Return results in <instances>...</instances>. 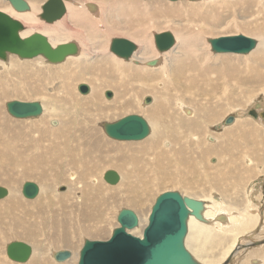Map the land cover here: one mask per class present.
I'll return each instance as SVG.
<instances>
[{"label":"rangeland","instance_id":"obj_1","mask_svg":"<svg viewBox=\"0 0 264 264\" xmlns=\"http://www.w3.org/2000/svg\"><path fill=\"white\" fill-rule=\"evenodd\" d=\"M26 1L32 2L37 7L41 8L40 6H42L46 0ZM69 1L77 4L81 9L88 1L98 4L100 11L95 14L92 13L94 16L96 15L97 23L94 25L95 27L90 23L84 24L79 20H71L69 17L70 13L67 11L61 19L52 23H46L40 19V24L38 23L37 25L31 26L33 30L30 28V34L33 32H41L42 26L48 25L51 29L48 35L56 37L58 39L57 43L66 42L68 38L71 39L70 41L76 43H80V40H82V45H87L84 47L85 50L90 52V55L87 56L89 58L84 57L82 52V59L74 57L69 60L66 59V62L64 61L59 64H50L44 61L45 59L42 56L33 59H22L17 55H9L8 60L0 59V154L3 153L0 155V187H6L10 193L7 197L0 199V264H36L38 260L39 264H45V262L46 264H78L80 250L84 245L83 241L86 239L107 240L110 238L112 231L119 225L117 216L120 210L131 209L135 211L139 217V225L136 228L140 227L141 224L144 229L148 224V217L156 198L162 192L175 190L184 195H189L193 198L196 197L198 200H206L207 206H212V210H215L213 206L214 199H218V201L220 200L224 203L223 207V204L219 201L222 209L218 212H227L226 208H230L231 212H227V216L229 217L236 215L239 217L240 211L244 207H246L249 212L251 211V213L258 211V224H256L255 228L247 232L244 231L238 233V235L236 232H224L222 230L221 232L216 226L210 229L212 235H216L217 233L222 236H228L222 244L210 250V256L215 260L216 264L258 263L252 261L257 258H263L261 256L263 254L260 253L261 250H259V252L257 251V249H262L259 248L262 246H256V248L251 249L249 245H247V249L236 252L233 257L228 258V255L227 260L223 258V255L226 250L228 251L232 247L235 248L241 245V243L244 244L253 241L257 242V245L264 244V118L258 117L256 114L257 112H264L262 111L264 110V57L261 58L260 55L259 58L257 55H254V53H262L259 52V48L257 47L248 54L216 53L212 50L209 39L244 34L257 39L258 44L259 41H264V0ZM188 3H199L202 4L203 7L200 9L189 8L184 5ZM10 7L12 6L9 1L0 0V10L4 11V9H6L4 11L6 12L9 11ZM102 7L104 12H101ZM155 12L160 13H157L155 16ZM162 12H165L167 15L162 16ZM129 13L133 14V16H128ZM38 15H40L39 12ZM133 17L137 20L133 19ZM130 18H132V21ZM115 22L118 24L116 25ZM127 22L134 23L136 26L138 25L139 28L130 29ZM214 22H217L219 25L216 29L212 28ZM246 23L250 24L248 27L252 28V31H243L244 28H247V26H245ZM240 26L241 29H239ZM197 28L211 29L209 35H204L205 44L210 48L206 47L205 50H208L206 52L210 54L209 59L216 63L218 71H215L213 74L210 73L209 75H207V72L201 73L198 79L199 81L196 80V82L191 85L186 81H181L180 83V81H175V79L173 83V81H170V74L162 75L160 73V76L156 74L159 71L154 72L156 70H153L154 75L160 79L159 83L156 82L155 84L156 88L150 91V93H145L147 95L142 93L137 94L141 97H134V99L136 98L135 100L138 101L139 98L138 102L142 106L145 97L150 95V102H148V104L153 107V112H162L155 113V115L159 121L164 124L163 127L164 129L166 128L165 130L167 131L165 136L167 137L162 136L160 145L157 144L158 146H150L149 149L146 148L141 150L133 159V151L129 146L135 147L132 143L137 144L144 142L152 132L142 140H117L108 136L105 132L104 124L115 122L130 114L141 115L148 121L150 126L152 121L151 117L148 115L149 110L144 107L140 108L139 106L134 109L122 107L123 103L121 102H123V100L127 101V96L125 97L126 99H122L126 87L129 86L131 91V87L137 85L138 82H135L131 76H127L126 72L131 75L130 71H123L122 67L119 64H115L111 59V55L119 57L110 50L111 40L113 38H127L134 43L136 42L135 44H137L138 48L134 53H138L143 49L146 43H148L150 47V43L152 42L153 48L150 47L151 51L148 55L151 58L157 56L162 58L161 62L156 63V65L149 64V67L153 69L163 66L162 62L164 60L162 55H157L159 52L155 45V33L169 30L176 35L177 42L175 46L169 50L175 49L172 51L177 54L179 51L182 53V43L180 42L184 36L192 34L191 37H193ZM144 31L146 36H139V33ZM69 33H72V35ZM77 33H79L81 39L78 38ZM81 34H83V38ZM59 35L61 36L59 37ZM196 35L197 34H195V36ZM86 36L88 40H86ZM95 36H97L98 40ZM145 38L146 40L142 41ZM105 40H107V43ZM96 43L102 44L103 47L107 45V47L106 49L103 47L94 48ZM169 53L167 54L168 59L170 58L169 56H172ZM188 55L192 56L189 50ZM192 57H190V59L196 65L194 69L199 70L202 62H198ZM121 59L126 61L124 58ZM134 60L139 59L134 58ZM67 63H72L69 69L73 68L75 71L83 69L86 74L85 80L75 84V82L69 79L64 85V82H62L61 78L58 76H64L66 73L65 70L67 71V69L64 70L63 68ZM58 69H60L59 75L55 73V70ZM122 74H124V76ZM166 75H169V77H166ZM109 80L115 84L117 83V89L120 92L119 99L115 97V88L103 87V84ZM82 83L90 86L91 90L89 93L82 94L80 92L79 85ZM123 83L126 87H124ZM96 84L100 85L99 89H97ZM108 91L113 93L112 98L106 97ZM161 92L163 93V100L156 101V96L161 95ZM14 100L23 102L38 101L42 103V107L43 105L46 106L47 111L57 112L58 117L54 119L53 115L42 113L37 117L16 118L7 111L6 107L8 102ZM111 104H114V106ZM157 104L161 105L160 108L154 109ZM259 104L263 106L261 105V107H259ZM105 105L113 109L105 110L106 108H104V110H98ZM78 112H82L81 115L78 114ZM85 112H89L87 117ZM94 112L107 113L105 116H99L97 114L95 115ZM209 115L212 116V118L209 117ZM230 117H233V120L231 123H227V119ZM53 120H57L58 122L54 121L53 123ZM3 124L8 127V132L6 131L3 133L5 129L2 128ZM71 125L74 128L71 129ZM58 128H60L61 132ZM47 132L48 136H42ZM95 133L100 136V143L97 141ZM3 134L6 135L4 136L9 141L7 139L4 141ZM9 134H12V136L10 137ZM13 135L15 137H13ZM23 136L25 138H23L20 143L19 141L13 142V139H21ZM63 136H65V138H63ZM180 136L182 138L178 139ZM43 139L46 140L44 141ZM27 140L30 141L33 146L25 155L26 158H24L22 154L23 151L21 152V150H23L21 144ZM47 140H49V142L46 144ZM82 140L83 142H81ZM57 142L59 144H57ZM114 143L121 144L122 148H115V151L109 150V147H112L111 145ZM55 144H57L58 147ZM79 144L80 146H78ZM64 146L66 148H63ZM43 147H47V149ZM69 147H71L72 150ZM56 148H58L59 151ZM81 149H83V151ZM224 149L227 151L226 153H223ZM49 151L51 152L49 153ZM55 151H57V154ZM75 151L81 152L76 153ZM86 151L88 152L86 153ZM63 152L65 154H63ZM68 152L69 155H67ZM46 153L48 156H46ZM93 153L96 155L95 157ZM41 154L46 157L44 161L33 163L32 160H29L30 162H28L27 159L29 156L38 158ZM81 154L82 159L79 157ZM122 155H126L133 161H129L126 164L120 163V157ZM89 158H94V162L89 161L92 160ZM98 158L102 159L100 160ZM62 159L66 162L64 161L63 163ZM78 160H82V162ZM55 161L57 162L55 163ZM24 162H26V164L23 165L22 163ZM58 164L62 165L60 166ZM91 165H94V167ZM89 168L91 170H89ZM40 169L45 172L43 173V178L38 176L33 177V175L28 177L24 174L25 171H32L34 173L37 171L36 173H39ZM107 170H115L118 172L121 176V182L119 181L114 185L106 182L104 173ZM142 170H146L145 172L147 173H144ZM89 171L90 173H88ZM78 176L79 180L77 178ZM122 179L125 180L123 181ZM30 181L37 183L40 189L42 186L44 187L42 191L40 190V194L36 197L37 199H28L22 193L23 185ZM90 182L94 185L93 188ZM122 182L127 185L131 183L129 185L130 189L128 186L122 184ZM46 184L50 187L45 186ZM72 184L75 185V188L77 184L79 185L78 188L73 191L74 195L72 192L74 186H71ZM83 185L88 186V188ZM90 186L91 188H89ZM82 190L85 191V196L82 194ZM97 190L100 192L98 191V193ZM144 191L145 196L141 198L139 203L132 204L127 202L129 196L130 198L135 196L138 197V194H142ZM94 192L99 195V201H96L97 198H90L93 196L91 193ZM133 194L134 196H132ZM86 195L89 197L88 199H94L92 202L93 204L100 203V211L89 213L90 210H86L89 212H84L85 209L83 208L90 202ZM210 196L213 197L210 199ZM83 199L85 203L82 202ZM255 200L258 204L254 202ZM76 201H78L77 205L73 204L76 203ZM103 203L105 205H103ZM82 204L86 205L83 207ZM80 210L83 211V214L80 213ZM236 212L238 214H236ZM86 213L92 214L91 216L93 218L91 217L90 219ZM20 218H25V220L21 225L19 223L21 226L19 228L17 223ZM41 218H43V221H41ZM85 218L90 220L87 221ZM70 222L71 224H69ZM211 223L213 224L214 222ZM65 225L70 234V240L68 241L70 244L63 240L65 234L64 229H66ZM234 225V220L226 222L227 227L231 228ZM87 227H91L90 229L92 230L86 231L85 229H87ZM136 228L131 230V232L134 231L132 233L135 235H142L143 230L141 228L135 230ZM21 229L31 231L34 233L35 237L18 235L22 231ZM54 236L57 239H53ZM13 241H24L32 246L34 254L32 263V256L30 257L31 259L24 263L13 261L8 257L7 246ZM188 242L191 248L187 243L186 245L190 248V251L191 249L193 251V240ZM66 244H68L69 247H67ZM61 250H69L73 256L68 260L57 261L55 259V253ZM248 259L251 261H248ZM260 263L263 264L262 261H260Z\"/></svg>","mask_w":264,"mask_h":264},{"label":"water","instance_id":"obj_2","mask_svg":"<svg viewBox=\"0 0 264 264\" xmlns=\"http://www.w3.org/2000/svg\"><path fill=\"white\" fill-rule=\"evenodd\" d=\"M16 11L30 10L26 0H7ZM178 1V0H170ZM194 1V0H191ZM67 12L65 0H46L41 6L40 19L52 23L61 19ZM24 24L0 10V59L8 60L9 55H17L22 59L44 57L50 64H59L68 57L76 55L79 48L76 42L68 41L54 45L41 32H33L22 36ZM158 51L164 52L175 46L176 40L169 30L154 34ZM212 50L216 53L248 54L257 47L255 38L244 34L210 38ZM137 45L127 38H113L110 50L117 56L130 59L137 50ZM82 94L90 92L86 84L79 85ZM113 93L108 91L107 98ZM7 111L16 118L37 117L43 113L42 104L38 101L8 102ZM233 117L227 119L231 123ZM105 132L117 140H142L151 130L148 121L139 114H130L112 123L104 124ZM120 174L115 170H107L104 179L109 184H117ZM62 190V189H61ZM40 188L34 182H26L22 193L32 199L39 195ZM9 190L0 187V199L7 196ZM204 204L200 200L184 195L178 191L162 192L152 206L148 224L142 235L131 232L139 225L138 215L131 209L119 211L117 226L107 240L86 239L80 250L78 264H200L186 247L188 222L191 215L199 220L203 216ZM33 248L23 241H13L7 246V255L16 262H27ZM72 253L61 250L55 254L57 261L69 259Z\"/></svg>","mask_w":264,"mask_h":264},{"label":"bare ground","instance_id":"obj_3","mask_svg":"<svg viewBox=\"0 0 264 264\" xmlns=\"http://www.w3.org/2000/svg\"><path fill=\"white\" fill-rule=\"evenodd\" d=\"M98 1H101V2H104L105 0H98ZM251 1V0H250ZM122 2V1H121ZM28 4H29V6H30V10H27V11H23V12H19V11H16L15 9H13V7H10L9 8V11H6V13L7 14H9L10 16H12L13 18H15V19H18V20H20L22 23H24V26H25V30L22 32V36H27V35H29L30 34V32H31V29H32V25H37L38 23L40 24L41 23V21H40V17H39V15H38V12L39 13H41V8H39V7H37L35 4H33L32 2H29L28 1ZM65 4H66V7H67V11L70 13V15H69V17H70V19L71 20H74V21H77V20H79L81 23H84V24H91V25H96V23H97V20H96V15L94 16L93 14H95V13H98V11H100L99 10V7H98V4H95L94 2H87L85 5H84V7L81 9V8H79L78 7V5L77 4H75V3H71V1H69V0H65ZM77 5V6H76ZM184 5H186L187 7H189V8H193V9H200L201 7H203V5L202 4H199V3H196V4H194V3H188V4H184ZM41 7V6H40ZM88 8V9H87ZM93 9H95V10H93ZM6 9H4V11H5ZM101 12H104L103 11V7H102V10H101ZM93 13V14H92ZM157 13H160V12H157ZM157 13L155 12L154 13V15L156 16L157 15ZM101 14H103V13H101ZM162 14V16H164V15H167L165 12H162L161 13ZM152 15V14H151ZM98 16H100V15H98ZM128 16H133V14H128ZM138 16V15H137ZM136 17V16H135ZM133 17V19H136V18H138V17ZM140 17H143V16H140ZM144 18V17H143ZM237 18V17H236ZM114 19V18H113ZM207 19V18H206ZM206 19H204V20H206ZM130 20L132 21V18H130ZM137 20V19H136ZM142 21V20H141ZM136 22V21H135ZM224 22V21H223ZM234 22V21H233ZM43 23V22H42ZM73 23V22H72ZM128 24H129V28L130 29H136V28H139V26L137 27L134 23H130V22H127ZM137 23V22H136ZM140 23V22H139ZM256 23V22H255ZM115 24L117 25L118 23H116L115 22ZM224 24V23H223ZM221 25V24H220ZM244 25V24H243ZM248 25H250V24H245V26H247V28H244L243 29V31H248V30H250V31H252V28H249L248 27ZM50 26V25H49ZM219 25H218V23L217 22H214V24L212 25V28H217ZM226 26V25H225ZM235 26V25H234ZM242 26V25H241ZM241 26H240V28L239 29H241ZM43 28H42V31H41V33L42 34H44L45 36H47L48 38H49V40H50V42L52 43V44H54V45H57V44H59V43H57V38L56 37H54V36H49L48 35V33L51 31V29H50V27H48V25H43L42 26ZM95 27V26H94ZM141 27V26H140ZM257 27V26H256ZM31 28V29H30ZM33 30V29H32ZM146 31V30H145ZM145 31L144 32H141V33H139V36L140 35H142V36H146V33H145ZM254 32V31H253ZM82 33V32H81ZM99 33H101V32H99ZM211 33V29L210 28H197L196 29V32L194 33V35H193V37H191L192 36V34L191 35H185L184 36V38L182 39V41L180 42V43H182V45H181V47H182V53H181V51H179L177 54L176 53H174L173 51L175 50H169V51H164V52H160V51H158L159 53H157V55H162L163 57H164V60H163V62H162V65L163 66H160V67H156V68H150L149 66V64H153V65H156V63H158V62H161V59L162 58H159L158 56L157 57H153V58H151L148 54H149V52L151 51V49H150V47H152L153 48V46H152V42L150 43V47H149V45H148V43H146V45L145 46H143L144 48L143 49H141L138 53H134L133 55H132V57L130 58V59H127L126 61H124V60H122L121 58H119V57H115V56H113V55H111L112 57H111V59L114 61V63L115 64H119L121 67H122V70L123 71H125V70H128V71H130V73H131V75H129L126 71V74H127V76L128 77H130L131 76V78H133L134 80H135V82L137 81L138 82V84L137 85H132L133 87H131V91H130V88H129V86H125L124 85V83H123V85H124V87H126V89H125V91H124V95L122 96V99L123 98H125L126 96H127V101L126 100H123V102H121V103H123V105H122V107L123 108H126V109H134V108H138L139 106H140V108H146L147 110H149V112H148V115L151 117V126H150V130H151V128H152V130H151V135L144 141V142H141V143H137V144H134V143H132L135 147H131V146H129L130 147V149L133 151L132 152V156H133V159L136 157V155L141 151V150H143V149H146V148H148L149 149V147L150 146H155V145H157V144H159L160 145V143H161V141H160V139L162 138V136H164V137H167V136H165V134L167 133V131L164 129V127H163V125L164 124H162L160 121H159V119L156 117V115H155V113H162V112H153V107L151 106V105H149L148 104V102H150V95L149 96H147V97H145V100H144V103L142 104V106L140 105V103L138 102L139 101V98H138V101H136L135 99H134V97H141V96H138L137 94H145V93H150V91H152L153 89H155L156 88V82H158L159 83V81H160V79H158L155 75H154V73H153V70H156V71H154V72H157V71H159L158 73H156L157 75H160V73L162 74V75H164V74H170L171 75V77H169V75H166V77H169L170 78V81H173V83L175 82V81H180V83H181V81H186L187 83H189V84H194L195 82H196V80H198L199 79V76H200V74L201 73H203V72H207V75H209L210 73H215V71H218V69H217V66H216V63L215 62H212L209 58H210V54H209V52H206V51H208V50H205V48L207 47V48H209V46L208 45H206L205 44V37H204V35L205 34H210ZM70 35H72V33H69ZM78 34V38H80L79 37V33H77ZM76 34V35H77ZM89 34V33H88ZM102 34V33H101ZM195 34H197L196 36H195ZM63 35V34H62ZM82 35V38H83V34H81ZM86 35V34H85ZM174 35V34H173ZM61 35H59V37H60ZM92 36V35H91ZM99 36V35H98ZM96 38H97V36H95ZM174 37H175V40H176V42H177V36L176 35H174ZM100 38V37H99ZM81 39V38H80ZM89 39H90V37H89ZM149 39V38H148ZM63 40V39H62ZM71 39L70 38H68L67 39V41L66 42H68V41H70ZM86 40H88V38H87V36H86ZM97 40H98V38H97ZM146 40V38L144 39V40H142V41H145ZM257 40V39H256ZM77 41V40H76ZM81 42H83L82 40H80ZM96 41V40H95ZM106 41V43H107V40H105ZM258 41V40H257ZM77 43V45H78V48H79V52L74 56L73 55V57H68L67 58V60H69L70 58H74V57H76V58H81L82 59V57H81V53L83 52V54H84V57H87V56H89L90 54V52L89 51H86L85 50V46H87L86 44H84V45H82V43ZM97 42V41H96ZM98 43V42H97ZM95 44L94 45V48H99V47H103V45L102 44ZM102 43V42H101ZM105 43V42H104ZM136 43V42H135ZM191 43H192V45H191ZM137 45V44H136ZM190 45H191V47H190ZM106 47H107V45H105L103 48H105L106 49ZM138 47V46H137ZM88 48V47H87ZM257 48H259V52H262V53H259V54H257V53H254V55H257V57H259L260 58V55H261V58H263L264 57V41H259V44H257ZM210 49V48H209ZM88 50V49H87ZM188 50H189V53H190V55H192L193 57H194V59L196 60V61H198V62H202L201 63V67H200V69L199 70H195L194 68H195V64L192 62V60L190 59V57H192V56H189L188 55ZM156 51V50H155ZM170 52V53H169ZM92 53V52H91ZM161 53V54H160ZM170 54V55H172V56H169L170 58L168 59L167 57H168V55L167 54ZM187 57V58H186ZM192 57V58H193ZM215 57V56H214ZM254 57H256V56H254ZM42 58V57H41ZM87 58H89V57H87ZM94 58V57H93ZM134 58H137V59H139V60H134ZM45 59V58H44ZM85 59V58H84ZM73 60V59H72ZM109 60V59H108ZM44 61H47L46 59L44 60ZM66 62V61H65ZM72 64V63H71ZM71 64H65L64 65V70L65 69H67V71L65 70V74H64V76H58V77H60L61 78V80H62V82H64V85L66 84V82L69 80V79H71L73 82H75V84L76 83H78L79 81H84L85 80V78H86V74H85V71L83 70V69H80V70H77V71H75V70H73V68L72 69H69L70 68V66H71ZM79 64H81V63H79ZM112 66V65H111ZM118 66V65H117ZM82 67H83V64H82ZM89 67V66H88ZM80 68V67H79ZM197 68V67H196ZM62 70V69H61ZM87 70H89V69H87ZM123 71H122V73H123ZM55 73H57L58 75L60 74V69H58V70H55ZM123 76H124V74H122ZM161 76V75H160ZM213 76V75H212ZM49 77V76H48ZM51 77V76H50ZM211 77V76H210ZM214 77V76H213ZM109 79V78H108ZM174 79H175V81H174ZM112 80V79H111ZM127 81V80H126ZM199 81V80H198ZM61 82V83H62ZM82 84H85V83H82ZM117 84V83H116ZM114 82H112V81H108V82H105L104 84H103V87H109V88H115V90H116V98L117 99H119V94H120V92H119V90L117 89V85H116ZM87 85V84H86ZM171 85V84H170ZM101 86H102V84H101ZM120 86V85H119ZM63 87V86H62ZM67 87V86H66ZM70 87V86H69ZM68 87V88H69ZM74 87V86H73ZM72 87V88H73ZM90 87V86H89ZM96 87H97V89H99L100 88V85H97L96 84ZM171 87V86H170ZM64 88V87H63ZM72 88H70V89H72ZM178 89V88H177ZM90 90H91V88H90ZM193 90V89H192ZM181 91V90H180ZM183 91V90H182ZM100 92V91H99ZM68 93H70V92H68ZM145 95H147V94H145ZM72 96V95H71ZM96 96V95H95ZM144 98V97H143ZM116 99V100H117ZM126 99V98H125ZM115 100V101H116ZM157 100H163V93L161 92V95H157L156 96V101ZM116 102H118V101H116ZM115 102V103H116ZM119 103V102H118ZM42 104V103H41ZM138 104V105H137ZM111 105H113L114 106V104H111ZM261 105L262 104H259L258 106L259 107H261ZM160 106L161 105H159V104H157L155 107H154V109H157V108H160ZM263 106V105H262ZM71 107V106H70ZM264 107V106H263ZM104 108H106L105 110H107V109H113V108H108V105H105V106H102L101 108H99L98 110H104ZM94 109V108H93ZM43 110H45V111H43V113H45V114H51V115H53L54 116V119L56 118V117H58L57 115H58V113L57 112H49V111H47L46 110V106H44L43 105ZM59 110V109H58ZM62 111V110H61ZM262 111H264V110H262ZM189 112V111H188ZM75 113V112H74ZM81 113L82 112H78V114H80L81 115ZM95 113V115L97 114V115H99V116H101V115H104L105 116V114L107 113V112H94ZM214 113V112H213ZM88 114H89V112H85V115H86V117L88 116ZM93 114V113H92ZM215 114V113H214ZM257 114V116L258 117H262V118H264V112H257L256 113ZM94 115V116H95ZM211 115V114H210ZM209 115V117H211L212 118V116H210ZM47 116V115H46ZM75 117V116H74ZM40 118V117H39ZM51 118V117H50ZM67 118H68V116H67ZM66 119V118H65ZM75 119V118H74ZM59 120V119H58ZM72 120V119H71ZM54 121H56V122H58L57 120H53V123H54ZM260 121V120H259ZM264 121V120H263ZM263 123V122H262ZM64 124V123H63ZM3 127V129H4V132L3 133H5L7 130H8V127L6 126V125H2ZM32 126V125H31ZM72 126V125H71ZM99 126V125H98ZM7 127V128H6ZM36 127V126H35ZM166 127V126H165ZM29 128V127H28ZM42 128H44V127H42ZM60 128H62V127H60ZM60 128H58V130H60ZM72 128H74L73 126L71 127V129ZM30 129V128H29ZM41 129V128H40ZM30 130H32V129H30ZM34 130V129H33ZM54 130V129H53ZM57 130V131H58ZM9 131V130H8ZM7 131V132H8ZM38 132V131H37ZM60 132H61V130H60ZM59 132V133H60ZM71 132H72V130H71ZM20 133V132H19ZM19 133H18V135H19ZM39 133V132H38ZM38 133H37V135H38ZM45 133V132H44ZM73 133H74V130H73ZM179 133V132H178ZM15 134V133H14ZM42 134V133H41ZM48 134V132L44 135H42V136H48L47 135ZM51 134V133H50ZM56 134H58V133H56ZM5 134H3V136H4ZM10 135V134H9ZM17 135V134H16ZM23 135V134H22ZM30 135V134H29ZM29 135H28V137H29ZM62 135H63V133H62ZM76 135H78V134H76ZM173 135V134H172ZM6 136V135H5ZM4 136V141H5V139H7L6 137ZM12 136V134L10 135V137ZM24 136H26V135H24ZM22 137L21 139L20 138H15V139H13V142H15V141H19V143H20V141H22L23 140V138H25V137ZM32 136V135H31ZM34 136H35V133H34ZM41 136V137H42ZM52 136V135H51ZM54 136V135H53ZM56 136V135H55ZM69 136H70V134H69ZM178 136H179V134H178ZM13 137H15L14 135H13ZM12 137V138H13ZM17 137V136H16ZM21 137V136H20ZM27 137V136H26ZM38 137H39V135H38ZM58 137V136H57ZM95 137H96V139H97V141L99 142V140H100V136L97 134V133H95ZM171 137H173V136H171ZM176 137V136H175ZM174 137V138H175ZM32 138V137H31ZM34 138V137H33ZM37 138V137H36ZM47 138V137H46ZM59 138V137H58ZM57 138V139H58ZM63 138H65V136H63ZM170 138V137H169ZM174 138H172V139H174ZM180 138H182L181 136L178 138V139H180ZM51 139H53V138H51ZM55 139V138H54ZM176 139V138H175ZM184 139V138H183ZM8 140V139H7ZM44 140V139H43ZM46 140V139H45ZM44 140V141H45ZM50 140V139H49ZM49 140H47L46 141V144H47V142H49ZM71 140V139H70ZM9 141V140H8ZM59 141V140H58ZM171 141V140H170ZM176 141H177V139H176ZM36 142V141H35ZM52 142V141H51ZM51 142H50V144H51ZM81 142H83V140L81 141ZM81 142H79V143H81ZM3 143V142H2ZM45 143V142H44ZM60 143H61V141H60ZM68 143V142H67ZM69 143H70V141H69ZM68 143V144H69ZM100 143V142H99ZM179 143H180V141H179ZM183 143V142H182ZM45 144V145H46ZM49 144V145H50ZM57 144H59L58 142H57ZM57 144H55V145H57ZM76 144V143H75ZM83 144V143H82ZM163 144V143H162ZM161 144V145H162ZM3 145V144H2ZM18 145V144H17ZM22 146H23V150H21V152H22V154L24 155V158H26L25 157V155L27 154V152L32 148V146H33V144L30 142V141H24V143L23 144H21ZM44 145V144H43ZM42 145V146H43ZM54 145V144H53ZM74 145V144H73ZM4 146V145H3ZM47 146V145H46ZM74 146H76V145H74ZM73 146V147H74ZM78 146H80V144L78 145ZM82 146V145H81ZM112 147H109V150H113V151H115V148L116 149H118V148H122L121 146V144H119V143H114V144H112L111 145ZM158 146V145H157ZM156 146V147H157ZM165 146V145H164ZM184 146V145H183ZM1 147V146H0ZM5 147V146H4ZM9 147V146H8ZM53 147H55V146H53ZM57 147H58V145H57ZM62 147V146H61ZM127 147V146H126ZM155 147V148H156ZM6 148V147H5ZM10 148V147H9ZM43 148H45V147H43ZM63 148H66L65 146L63 147ZM69 148H71V147H69ZM84 148V147H83ZM154 148V149H155ZM20 149V148H19ZM45 149H47V147L45 148ZM44 149V150H45ZM49 149V148H48ZM53 149V148H52ZM56 149H58V148H56ZM59 149H60V147H59ZM59 149H58V151H59ZM74 149V148H73ZM85 149V148H84ZM89 149V148H88ZM87 149V150H88ZM92 149V148H91ZM7 150V149H6ZM15 150V149H14ZM38 150V149H37ZM42 150V149H41ZM51 150V149H50ZM54 150V149H53ZM67 150H68V148H67ZM71 150H72V148H71ZM75 150V149H74ZM82 151H83V149H81ZM94 150V149H93ZM103 150H105V149H103ZM124 150V149H123ZM2 151V150H1ZM8 151V150H7ZM16 151V150H15ZM19 151V150H18ZM61 151V150H60ZM64 151V150H63ZM89 151V150H88ZM88 151H86V153L88 152ZM120 151V150H119ZM151 151H153V150H151ZM51 151H49V153H50ZM57 151H55V153H56ZM65 152H67V151H65ZM76 152V151H75ZM77 152H79V151H77ZM76 152V153H77ZM81 152V151H80ZM79 152V153H80ZM112 152V151H111ZM120 152H122V151H120ZM143 152V151H142ZM227 151L224 149L223 150V153H226ZM41 153H42V151H41ZM44 153V152H43ZM53 153V152H52ZM84 153H85V150H84ZM83 153V154H84ZM161 153V152H160ZM3 154V153H2ZM2 154H0V155H2ZM7 154V153H6ZM5 154V155H6ZM17 154V153H16ZM29 154V153H28ZM57 154V153H56ZM63 154H65L64 152H63ZM168 154V153H167ZM18 155V154H17ZM20 155V154H19ZM67 155H69V152L67 153ZM88 155V154H87ZM86 155V156H87ZM101 155V154H100ZM103 155H105V154H103ZM164 155V154H163ZM162 155V156H163ZM184 155V154H183ZM46 156H48L47 155V153H46ZM51 156H52V154H51ZM50 156V157H51ZM64 156V155H63ZM81 156H82V154L79 156L80 158H81ZM90 156V155H89ZM93 156L95 157L96 155H94V153H93ZM169 156V155H168ZM62 157V156H61ZM68 157H70V156H68ZM92 157V156H91ZM130 157V156H129ZM185 157V156H184ZM1 158V157H0ZM4 158V157H3ZM46 157L43 155V154H41V156L40 157H38V158H35V157H31V156H29L28 157V162H30L29 160H32L33 161V163H36V162H41V161H44V159H45ZM56 158V157H55ZM64 158V157H63ZM66 158V157H65ZM86 158V157H85ZM97 158V157H96ZM121 160H120V163H122V164H126V163H128L129 161H133L131 158H128L126 155H122L121 157ZM6 159V158H5ZM82 159V158H81ZM89 159H92V160H89V161H92V162H94L93 161V159L94 158H89ZM98 159H102V158H98ZM146 159V158H145ZM150 159V158H149ZM3 160V159H2ZM68 160V159H67ZM73 160V159H72ZM87 160V159H86ZM186 160V159H185ZM1 161V160H0ZM52 161V160H51ZM54 161V160H53ZM62 161H63V159H62ZM65 161V160H64ZM64 161H63V163H64ZM69 161V160H68ZM78 161H80V160H78ZM104 161V160H103ZM27 162V161H26ZM26 162H24V163H22L23 165L24 164H26ZM39 162V163H40ZM57 161H55V163H56ZM66 162V161H65ZM70 162H72V161H70ZM70 162H69V164H70ZM80 162H82V160L80 161ZM53 163V162H52ZM88 163V162H87ZM133 163V162H132ZM145 163V162H144ZM150 163H151V161H150ZM58 165H60V164H58ZM62 165V164H61ZM60 165V166H61ZM72 165V164H71ZM101 165V164H100ZM74 166V165H73ZM91 166H93L94 167V165H91ZM111 166H112V162H111ZM130 166V165H129ZM144 166V165H143ZM65 167V166H64ZM70 167V166H69ZM92 167V168H93ZM96 167V166H95ZM99 167V166H98ZM110 167V166H109ZM127 167H128V165H127ZM145 167V166H144ZM148 167V166H147ZM25 168V167H24ZM40 168H42V167H40ZM72 168V167H71ZM74 168H75V166H74ZM20 169V168H19ZM77 169H79V168H77ZM76 169V170H77ZM84 169V168H83ZM26 170V169H25ZM68 170V169H67ZM75 170V171H76ZM81 170V169H80ZM79 170V171H80ZM85 170V169H84ZM89 170H91L90 168H89ZM69 171H70V169H69ZM78 171V172H79ZM144 173H147V172H145L146 170H142ZM147 171H149V170H147ZM8 172V171H7ZM37 172V171H36ZM34 173V172H29V171H25V175L26 176H28V177H31V175H33V177H35V176H38V177H44V174L43 173H45L44 172V170L42 171L41 169H40V172L39 173ZM57 172V171H56ZM82 172V171H81ZM70 173H71V171H70ZM77 173V172H76ZM80 173V172H79ZM78 173V174H79ZM88 173H90V171L88 172ZM62 174V173H61ZM66 174V173H65ZM77 174V175H78ZM125 174V173H124ZM54 175V174H53ZM58 175V174H57ZM64 175V174H63ZM82 175H84V174H82ZM81 175V176H82ZM60 176H62V175H60ZM73 176V175H72ZM72 176H70V177H72ZM74 176L76 177V175L74 174ZM101 176V175H100ZM152 176V175H151ZM85 177V176H84ZM125 177H127V176H125ZM59 178H61V177H59ZM63 178V177H62ZM73 178V177H72ZM78 178V180H79V176L77 177ZM76 178V179H77ZM123 178H124V175H123ZM94 179V178H93ZM96 179V178H95ZM74 180H75V178H74ZM78 180H77V182H78ZM123 180V179H122ZM125 180V179H124ZM123 180V181H124ZM59 181V180H58ZM31 182V181H30ZM57 182V181H56ZM63 182V181H62ZM76 182V183H77ZM93 182V181H92ZM120 182H121V180H120ZM35 183V182H34ZM74 183V182H73ZM75 183V184H76ZM37 184V183H36ZM81 184H84V183H81ZM89 184V183H88ZM87 184V185H88ZM90 184H91V182H90ZM89 184V185H90ZM122 184H124V182H122ZM131 184V183H130ZM129 184V185H130ZM38 185V184H37ZM79 185H80V183H79ZM78 184H77V187L76 188H78V186H79ZM124 185H126V186H128L129 187V189H130V186L129 185H127V184H124ZM39 186V185H38ZM42 186V185H41ZM45 186H49L48 184H46ZM71 186H74L73 188V190H72V192L73 191H75L76 190V188H75V185H71ZM84 186V185H83ZM82 186V187H83ZM86 186V185H85ZM84 186V187H85ZM91 186H92V188H93V186L94 185H92L91 184ZM91 186L89 187V188H91ZM99 186V185H98ZM50 187V186H49ZM80 187H81V185H80ZM87 188H88V186H86ZM39 188H40V186H39ZM42 188L44 189V187L42 186L41 187V191H42ZM47 188V187H46ZM72 188V187H71ZM86 188V189H87ZM127 188V187H126ZM80 189V188H79ZM83 189V188H82ZM85 189V190H86ZM98 189V188H97ZM90 190V189H89ZM99 190H100V188H99ZM99 190H97V192L99 191ZM15 191V190H14ZM78 191V190H77ZM83 191V190H82ZM88 191V190H87ZM91 191V190H90ZM94 191V190H93ZM126 191V190H125ZM176 191V190H175ZM72 192H70V193H72ZM84 192L85 191H83L82 192V194H84ZM92 192V191H91ZM96 192V191H95ZM91 193V194H93V196H91V194L89 193V195L91 196L90 198H97L96 199V201H99V198H98V194H96V193ZM100 192V191H99ZM98 192V193H99ZM101 192H102V190H101ZM120 192V191H119ZM127 192V191H126ZM77 193V192H76ZM137 193V192H136ZM10 193H8V195H9ZM39 194H40V191H39ZM86 194V193H85ZM85 194H84V196H85ZM131 194V193H130ZM138 194V193H137ZM7 195V196H8ZM73 195H74V192H73ZM127 195H129V194H127ZM139 196L138 197H131L130 198V196L127 198V202L128 203H132V204H137V203H139L140 201H141V198L143 197V196H145V191L142 193V194H138ZM7 196H5V197H7ZM87 196V195H86ZM132 196H134V194L132 195ZM189 196V195H188ZM36 197H38V195L36 196ZM35 197V198H36ZM198 197H200V196H198ZM205 197V196H204ZM209 197V196H208ZM213 197V196H212ZM211 196H210V199L212 198ZM35 198H32V199H35ZM77 198H79V197H77ZM86 198V197H85ZM89 197L87 196V199H88ZM115 198V197H114ZM196 198V197H195ZM249 198V197H248ZM9 199V198H8ZM37 199V198H36ZM197 199V198H196ZM214 199V198H213ZM53 200V199H52ZM90 200V202L89 203H87V205L85 206V205H83V207H81V208H83V209H85L84 210V212L86 211V210H90V212L89 211H86V212H89V213H91V212H93V211H100V203H98V204H93L92 202H93V200L92 199H88V201ZM92 200V201H91ZM253 200H254V198H253ZM40 201V200H39ZM84 201V199L82 200V202ZM86 201V200H85ZM96 201H94V202H96ZM200 201L201 202H203V204H204V209H203V211H202V213H203V216H204V218H205V220H199V219H197L196 217H194L193 215H191L190 216V218H189V222H188V234H187V236H186V243H187V245L190 247V245H189V242L188 241H192L193 240V242H194V245H192V248H193V251H192V249H191V251L193 252V256H194V258L196 259V260H198L199 262H200V264H216V262H215V260L210 256V250H212V249H214L215 247H217L219 244H222L225 240H226V238L228 237V236H222V235H220V234H217L216 233V235H212L211 234V232H210V229L211 228H215V226L217 227V229H219L220 231L222 230V231H224V232H226V231H229V232H236V234H238V233H242V232H244V231H248V230H251V229H253V228H255L256 227V224H258V221H259V212L257 211H255V213H251V211L249 212L247 209H246V207H244V208H242L241 209V211H240V216L239 217H237V215L236 216H227V212L229 211V212H231V209L230 208H226V210H227V212H218V211H220L221 209H222V207H220V204H219V201H218V199H214V201H213V206L215 207V210H212L213 208H212V206L210 207V206H207V203H206V200H202V199H200ZM262 201V200H261ZM33 202V201H32ZM42 202V201H41ZM40 202V203H41ZM77 202L78 201H76V203H73V204H76L77 205ZM254 202H256V200L254 201ZM259 202V201H258ZM263 202V201H262ZM34 203V202H33ZM39 203V205L41 206V204ZM83 203H85V202H83ZM220 203H222L221 201H220ZM257 203V202H256ZM3 204V203H2ZM50 204H51V201H50ZM102 204V203H101ZM223 204V205H222ZM221 205L224 207V203H222ZM258 204V203H257ZM261 204V203H260ZM103 205H105L104 203H103ZM226 205V204H225ZM206 207V208H205ZM208 207H209V209H208ZM226 207V206H225ZM259 207V206H258ZM37 208V207H36ZM41 208V207H40ZM44 208V207H43ZM71 208V207H70ZM126 208V207H125ZM22 209V208H21ZM64 209V208H63ZM75 209V208H74ZM233 209V208H232ZM249 209V208H248ZM258 209H260V208H258ZM257 209V210H258ZM42 210V209H41ZM44 210V209H43ZM62 210V209H61ZM70 210V209H69ZM78 211V210H77ZM81 212V214H83V211L82 210H80ZM236 211V210H235ZM18 212V211H17ZM135 212V211H134ZM238 212V211H237ZM236 212V214H238ZM254 212V211H253ZM94 213H96V212H94ZM100 213V212H99ZM233 213V212H232ZM263 213H264V211H263ZM45 214V213H44ZM43 214V215H44ZM80 214V215H81ZM85 214V213H84ZM86 214H88V213H86ZM24 215V214H23ZM92 214H88V217L91 219V216ZM138 215V214H137ZM28 216V215H27ZM45 216V215H44ZM65 216V215H64ZM86 216V215H85ZM85 216H83V217H85ZM100 216V215H99ZM21 217V216H20ZM23 217V216H22ZM36 217V216H35ZM87 217V218H88ZM96 217V216H95ZM39 218V217H38ZM87 218H85V219H87ZM93 218V217H92ZM107 218V217H106ZM42 220L41 221H43V218H41ZM90 219H87V221L88 220H90ZM24 220H25V218H20L19 220H18V223H17V225H19V223H20V225L22 224V223H24ZM34 220V219H33ZM37 220V219H36ZM84 220V219H83ZM232 220H234L235 221V225L233 226V227H227L226 226V222H228V221H232ZM58 221V220H57ZM147 222V221H146ZM211 222H214L213 224L211 223ZM26 223V222H25ZM39 223H41V222H39ZM38 223V224H39ZM58 223V222H57ZM56 223V224H57ZM100 223V222H99ZM102 223V222H101ZM42 224H43V222H42ZM69 224H71V222L69 223ZM19 225V228L21 227ZM41 225V224H40ZM66 225H67V222H66ZM66 225H65V227H66ZM145 225V224H144ZM62 226H64V225H62ZM68 226H70V225H68ZM72 226V225H71ZM119 226V225H118ZM143 225H141L140 224V227H138V228H141L142 230H143V227H142ZM210 228H209V227ZM23 227V226H22ZM42 227H44V226H42ZM56 227H58V226H56ZM89 227V226H88ZM87 227V229H85L86 231H89V230H92V229H90V228H88ZM26 228H27V224H26ZM138 228H136L135 230H138ZM82 229H83V227H82ZM22 230V229H21ZM255 230V229H254ZM261 230V229H260ZM221 231V232H222ZM64 232H65V234H64V236H63V240L64 241H66V243H69L70 244V242H68L69 240H70V234H69V232H68V229H67V227H66V229H64ZM100 232V231H99ZM132 232H134V231H132ZM219 233V232H218ZM18 234V233H17ZM87 234V233H86ZM90 234V233H89ZM141 234V233H140ZM246 234V233H245ZM249 234H250V232H249ZM248 234V235H249ZM256 234H258V233H256ZM18 235H24V236H29V237H32V238H34L35 237V235H34V233H32L31 231H26V230H22ZM17 235V236H18ZM61 235H63V234H61ZM137 235V234H136ZM239 235V234H238ZM253 235V234H252ZM264 235V234H263ZM19 237V236H18ZM20 237H22V236H20ZM61 237V236H60ZM238 237V236H237ZM262 237V236H261ZM25 238V237H24ZM260 238V237H259ZM53 239H57V238H55V236L53 237ZM61 240V239H60ZM102 240V239H101ZM243 240V239H242ZM62 241V240H61ZM24 242V241H23ZM84 242V241H83ZM233 242V241H232ZM261 242V241H260ZM259 242V243H260ZM192 243V242H191ZM257 242H253V241H249V242H247V243H241V245H239V246H236L235 248H230L228 251L226 250L225 251V253H224V255H223V258L225 259V260H227L228 258H230V257H233L235 254H236V252H238V251H242V250H244V249H246L247 247V245H249V247H251V246H257V244H256ZM67 245V247H69L68 246V244H66ZM186 245V246H187ZM187 246V247H188ZM259 246H262V247H259V248H262V249H257V251L259 252V250H261V254H263V255H261L263 258H260V259H262V260H260L259 258H257V259H255V260H253L252 262H256V261H258L259 263L258 264H261L260 263V261H262V263L264 264V244H259ZM66 247V246H65ZM188 247V248H189ZM248 247V248H249ZM191 248V247H190ZM190 248H189V251H190ZM253 248H256V247H253ZM253 248H251V249H253ZM68 249V248H67ZM190 251V252H191ZM252 251V250H251ZM191 252V253H192ZM255 252V251H254ZM76 253V252H75ZM56 254V253H55ZM253 254V253H252ZM259 254V253H258ZM33 251H32V254H31V256H32V261H31V263L33 262ZM229 255V257L227 258V256ZM256 255H257V252H256ZM30 256V257H31ZM73 256V255H72ZM75 256V255H74ZM9 257V256H8ZM77 257V256H76ZM253 257H254V255H253ZM252 257V258H253ZM79 258V257H78ZM37 260V259H36ZM68 260V259H67ZM71 260V259H70ZM79 260V259H78ZM224 260V261H225ZM250 259H248V261H249ZM251 261V260H250ZM35 262V261H34ZM72 262V261H71ZM43 263V262H42ZM73 263V262H72ZM36 264H39V260L36 262ZM45 264H46V262H45ZM65 264V263H64ZM220 264V263H219ZM244 264H247L246 262L244 263ZM256 264V263H255Z\"/></svg>","mask_w":264,"mask_h":264},{"label":"flooded vegetation","instance_id":"obj_4","mask_svg":"<svg viewBox=\"0 0 264 264\" xmlns=\"http://www.w3.org/2000/svg\"><path fill=\"white\" fill-rule=\"evenodd\" d=\"M263 244V243H262ZM257 246H259V245H257ZM253 247H256V246H253ZM252 246L250 247V248H253ZM247 249V248H246ZM256 262H258V261H256ZM259 263V262H258ZM258 263H256V264H258Z\"/></svg>","mask_w":264,"mask_h":264}]
</instances>
